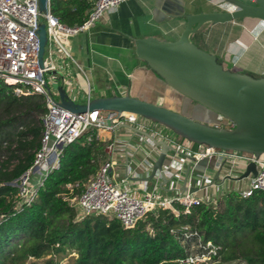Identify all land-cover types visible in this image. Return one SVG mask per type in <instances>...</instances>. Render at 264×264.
I'll list each match as a JSON object with an SVG mask.
<instances>
[{
    "label": "trees",
    "instance_id": "obj_1",
    "mask_svg": "<svg viewBox=\"0 0 264 264\" xmlns=\"http://www.w3.org/2000/svg\"><path fill=\"white\" fill-rule=\"evenodd\" d=\"M93 5L51 0V11L75 27L88 20ZM15 88L0 78V264H181L197 240L185 237L193 231L219 247L213 264H264L262 191L243 198L232 190L188 211L176 201L175 210L149 211L132 228L115 216L79 215L73 201L107 159V142L93 127L64 147L59 168L36 188L33 201L21 202L14 183L41 147L47 105L44 94Z\"/></svg>",
    "mask_w": 264,
    "mask_h": 264
},
{
    "label": "crops",
    "instance_id": "obj_2",
    "mask_svg": "<svg viewBox=\"0 0 264 264\" xmlns=\"http://www.w3.org/2000/svg\"><path fill=\"white\" fill-rule=\"evenodd\" d=\"M159 1H126L86 31L64 38L63 47L55 55L56 70L52 75L56 78H49V86L56 98L60 101L58 90L64 87L77 103H87L98 97L130 95L179 110L182 96L138 56L135 40L152 36L175 41L187 26L186 14L227 11L234 7L225 0H178V7L164 4L171 11L166 14L157 7ZM191 39L216 54L222 63H229L234 70L264 76V21L245 18L206 23L192 34ZM172 102H178L179 108L171 105ZM131 126L148 131L159 140L176 138L186 149L180 154L169 152L170 165L153 176L160 147ZM101 137L107 142L106 161L112 164L114 179L137 197L153 192L165 199L192 192L204 202L214 203L229 191L246 187L253 175L246 176L248 166L242 165L235 176L224 179L227 167L220 168L217 161L198 169L203 159L195 162L189 160V156L201 150V145L188 142L167 127L142 117L135 125L121 122L115 131L102 133ZM146 160H150L151 165L146 164Z\"/></svg>",
    "mask_w": 264,
    "mask_h": 264
},
{
    "label": "built area",
    "instance_id": "obj_3",
    "mask_svg": "<svg viewBox=\"0 0 264 264\" xmlns=\"http://www.w3.org/2000/svg\"><path fill=\"white\" fill-rule=\"evenodd\" d=\"M92 1L94 5L88 20L80 26L70 27L52 13L51 0H47L45 14L39 10L38 0H0V78L6 83L15 85L17 94H44L47 105V112L43 117L41 147L36 153L33 165L14 183L18 188L21 202L29 204L33 201L36 188L43 183L50 171L59 168L64 147L78 139L87 129L96 128L101 135L115 131L121 122L129 125L138 124L142 117L135 113L104 110L78 114L63 107L49 86L50 76L56 78L52 75L56 70L55 55L57 50L63 47V39L86 31L101 17L115 12L122 3L129 0ZM41 23H45L48 36L43 64L40 62ZM68 56L74 60L71 54ZM219 119L223 122L217 125L218 127L234 128L235 124L232 121L223 117ZM148 139L153 143L150 138ZM166 140L174 146L176 154L186 149L184 143L176 138ZM201 146V150L190 154L189 160L198 162L204 158H215L220 168L224 165L227 167L224 179L235 176L239 166H248L251 162H255L256 175H252L246 187L237 188L236 191L243 198L252 196L256 191L264 192V153L256 157L247 152ZM146 164L151 165V161L146 160ZM111 169L112 164L108 161L104 162L96 175L88 181L80 197L76 199L84 214L115 216L124 227L132 228L149 211L161 207L174 209L176 201L185 205L186 211L190 206L204 202L192 192L165 199L153 192L144 197L134 196L116 182ZM189 235L197 236V240L192 245L190 253L181 259L180 263L213 264L219 247L211 241L205 242L197 231L186 232L185 237ZM226 264L246 263L236 260Z\"/></svg>",
    "mask_w": 264,
    "mask_h": 264
},
{
    "label": "water",
    "instance_id": "obj_4",
    "mask_svg": "<svg viewBox=\"0 0 264 264\" xmlns=\"http://www.w3.org/2000/svg\"><path fill=\"white\" fill-rule=\"evenodd\" d=\"M234 9L227 11L186 14L187 26L179 39L168 41L157 37L135 40L136 53L179 95L183 101L180 110L152 103L130 95L108 96L77 103L64 87H59L60 104L75 113L94 110L135 113L170 129L176 136L199 145L247 152L260 157L264 153V76L228 69L218 56L192 41L206 23H226L238 19L264 21V0H225ZM42 14L47 12V0H38ZM178 7V0H160L157 7L166 14L171 11L164 4ZM40 62L43 64L48 36L45 23L40 30ZM49 89V86H47ZM192 104V109L186 105ZM192 111V112H189ZM197 111H200L199 114ZM210 112L232 121V129L218 127L202 118ZM160 147L153 166V176L169 166L168 154L175 148L166 139H157L148 131L132 127ZM167 160V161H166ZM191 166V165H190ZM189 166V168H190ZM256 175V163L247 167L246 176Z\"/></svg>",
    "mask_w": 264,
    "mask_h": 264
},
{
    "label": "rangeland",
    "instance_id": "obj_5",
    "mask_svg": "<svg viewBox=\"0 0 264 264\" xmlns=\"http://www.w3.org/2000/svg\"><path fill=\"white\" fill-rule=\"evenodd\" d=\"M224 64V66L226 67V68H228V69H233V67L229 64V63H227V62H224L223 63ZM234 70V69H233ZM4 80V79H3ZM4 82H5V80H4ZM179 97V96H178ZM176 99V97L174 98V100ZM178 102H176V103H174V102H172L171 103V105H173L174 107H176V108H179V103L177 104ZM186 107H187V109H192L193 107H192V104H188V105H186ZM180 110V109H179ZM189 112H192V111H189ZM198 112V114H199V112L200 111H197ZM193 113V112H192ZM201 115H202V118L204 119V120H206V121H209V122H211L213 125H220L223 121H221L219 118H218V116L217 115H214L213 113H210V112H205V113H200ZM210 159L209 158H204L203 160H201L200 161V163H199V165H198V169H203V168H205L207 165H208V163L209 162H211L212 164H214V162L216 161V159L215 158H212V161H209ZM73 204H74V206L76 207V209H77V211H78V213H79V215H83L84 213H83V211L79 208V205H78V201L77 200H74L73 201ZM63 264H67V260L65 259L64 261H63Z\"/></svg>",
    "mask_w": 264,
    "mask_h": 264
}]
</instances>
